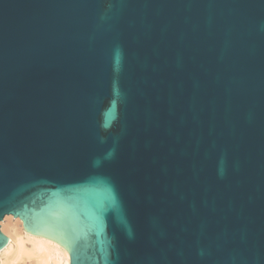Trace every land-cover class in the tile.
Here are the masks:
<instances>
[{
	"label": "water",
	"instance_id": "95a60500",
	"mask_svg": "<svg viewBox=\"0 0 264 264\" xmlns=\"http://www.w3.org/2000/svg\"><path fill=\"white\" fill-rule=\"evenodd\" d=\"M70 264H264V0H0L1 224Z\"/></svg>",
	"mask_w": 264,
	"mask_h": 264
},
{
	"label": "bare ground",
	"instance_id": "6f19581e",
	"mask_svg": "<svg viewBox=\"0 0 264 264\" xmlns=\"http://www.w3.org/2000/svg\"><path fill=\"white\" fill-rule=\"evenodd\" d=\"M1 228L9 239L0 251L1 264H70V254L64 247L28 233L20 219L7 216Z\"/></svg>",
	"mask_w": 264,
	"mask_h": 264
},
{
	"label": "rangeland",
	"instance_id": "374dc122",
	"mask_svg": "<svg viewBox=\"0 0 264 264\" xmlns=\"http://www.w3.org/2000/svg\"><path fill=\"white\" fill-rule=\"evenodd\" d=\"M6 218H7V217H6ZM6 218H5V219H6ZM5 219H4V221H5ZM4 221H3V222H4ZM3 222H2V223H3ZM1 225H2V224H1ZM0 264H1V258H0Z\"/></svg>",
	"mask_w": 264,
	"mask_h": 264
}]
</instances>
